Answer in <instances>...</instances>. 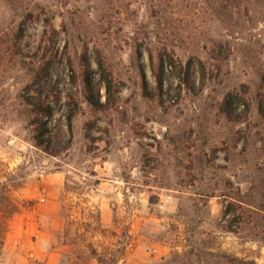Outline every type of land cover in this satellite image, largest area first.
Returning <instances> with one entry per match:
<instances>
[{
	"label": "rangeland",
	"instance_id": "rangeland-1",
	"mask_svg": "<svg viewBox=\"0 0 264 264\" xmlns=\"http://www.w3.org/2000/svg\"><path fill=\"white\" fill-rule=\"evenodd\" d=\"M0 264H264V0H0Z\"/></svg>",
	"mask_w": 264,
	"mask_h": 264
},
{
	"label": "trees",
	"instance_id": "trees-1",
	"mask_svg": "<svg viewBox=\"0 0 264 264\" xmlns=\"http://www.w3.org/2000/svg\"><path fill=\"white\" fill-rule=\"evenodd\" d=\"M159 82H161V80H159ZM145 80H144V88H146V84H145ZM34 111V115L36 116V118L33 120V123L35 125V127L37 126H42V130L39 134H36L35 138H34V143L36 146L38 147H43V143H44V133H45V128H44V123L42 122L41 118L44 116H49L52 113V108L49 105L46 106H41L42 104L37 105L36 103H31Z\"/></svg>",
	"mask_w": 264,
	"mask_h": 264
}]
</instances>
